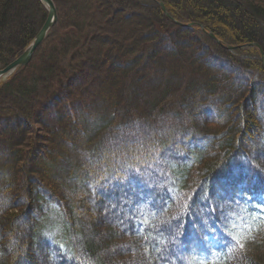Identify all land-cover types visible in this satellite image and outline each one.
<instances>
[{
  "label": "trees",
  "instance_id": "obj_1",
  "mask_svg": "<svg viewBox=\"0 0 264 264\" xmlns=\"http://www.w3.org/2000/svg\"><path fill=\"white\" fill-rule=\"evenodd\" d=\"M52 2L0 84V264H264V0ZM46 18L0 0V70Z\"/></svg>",
  "mask_w": 264,
  "mask_h": 264
},
{
  "label": "rangeland",
  "instance_id": "obj_2",
  "mask_svg": "<svg viewBox=\"0 0 264 264\" xmlns=\"http://www.w3.org/2000/svg\"><path fill=\"white\" fill-rule=\"evenodd\" d=\"M159 3H162V5L164 6V9L165 10H163L161 7H160V5H159V7L161 8V10L164 12V14L167 16V17H169V14H168V12H167V10H166V7H165V5L163 4V2H158V4ZM145 9H147V7L146 6H142L141 7V10H145ZM178 25H180V23H177ZM187 25H189V24H187ZM181 26V25H180ZM49 32V31H48ZM213 35V34H212ZM235 48H241V47H232L231 49H235ZM22 70V69H21ZM20 70V71H21ZM17 72H12V73H10L8 76H6V77H3V78H1L0 79V84H2L3 82H5L7 79H9L11 76H13L14 74H16ZM87 73H92V70H87ZM150 76V75H149ZM148 76V79L147 80H149L148 81V83H147V85H146V90H149V89H151V88H153V87H155L156 86V84H158L157 82H159V80L157 81L156 80V78H154V77H152V76H150L149 77ZM111 75H109V78L111 79ZM79 80H81V82L83 81H85L86 79H85V77H83V75L81 74V75H79ZM83 82L81 83V84H79V82H78V87L79 88H81L80 86L83 84ZM178 82V80H175V83H177ZM86 83V82H85ZM84 83V84H85ZM149 101L147 100V99H145V100H142L141 101V103H140V106H138V110H140V107L141 108H144L143 106L144 105H148L149 103H148ZM151 102V101H150ZM154 115L152 114V116L151 117H153ZM155 117V116H154ZM144 120V116H142V115H140V120H138V121H135V123L133 124V130L131 131V133L132 134H137L138 136L139 135H142V134H140L141 132V129L142 128H144L145 126H144V122H142ZM148 121L150 122V119H148ZM137 124L141 127H137ZM147 135V133H145V134H143V136H141V138H142V141H144V142H142V144H145V145H148L149 143H151V141H152V137H154L153 135H148V136H146ZM157 135V134H156ZM140 146H143V145H141V144H139ZM89 206V208H93L94 210H95V214L96 215H98L99 214V216H101V207L100 206H95V205H93V204H90V205H88ZM199 211H200V208L198 209ZM93 213V212H92ZM95 214H94V217H95ZM97 217L96 216V218L98 219V218H100V217ZM97 219L94 221V228L96 229V231H99L100 229H102L101 227H103V228H105L106 227V225H107V223H103V222H101V223H99L98 221H97ZM109 223V222H108ZM100 234H104L103 232H99ZM90 234V233H89ZM102 235H101V238H102ZM129 240H127V239H124L122 242H121V244H124V245H126V244H131V242L129 241ZM125 242V243H124ZM120 245V244H119ZM116 247H111L110 248V252H111V256L113 257V258H111L112 259V261H113V263L116 261V260H119V259H117V257L118 256H116L115 254V252H116V249H115ZM123 257V256H122ZM123 260H121V261H125V264H127V262L128 261H133V260H135L132 256L130 257V258H122ZM129 259V260H128ZM137 260V259H136ZM135 260V261H136ZM120 261V260H119Z\"/></svg>",
  "mask_w": 264,
  "mask_h": 264
},
{
  "label": "water",
  "instance_id": "obj_3",
  "mask_svg": "<svg viewBox=\"0 0 264 264\" xmlns=\"http://www.w3.org/2000/svg\"><path fill=\"white\" fill-rule=\"evenodd\" d=\"M42 4H44L47 8V18L45 22L43 23L42 27L38 31L37 35L35 36L33 42L27 47V49L18 57L16 58L12 63L4 67L0 70V79L3 77L8 76L12 72H19L21 69L26 67L34 52L36 49L42 44L44 41L47 32L56 24L57 22V13L55 6L52 2V0H39ZM160 7L164 9V6L162 3H159ZM181 25V24H180ZM191 24L187 25L190 26ZM212 39H215V37L212 34H209ZM219 43V42H218ZM231 49L232 47H227Z\"/></svg>",
  "mask_w": 264,
  "mask_h": 264
},
{
  "label": "snow or ice",
  "instance_id": "obj_4",
  "mask_svg": "<svg viewBox=\"0 0 264 264\" xmlns=\"http://www.w3.org/2000/svg\"><path fill=\"white\" fill-rule=\"evenodd\" d=\"M248 199H251V196L248 197ZM216 209H213L215 211ZM225 219H229L228 217H225ZM262 222H264V218H261ZM233 224H235V221H233ZM260 230V226L257 225L255 228L251 224L246 225V228L242 230L241 236H233L232 238L236 241L237 245L241 248L244 247V243H242V239L246 240L248 237H251L253 232H258ZM232 231V229H230Z\"/></svg>",
  "mask_w": 264,
  "mask_h": 264
}]
</instances>
